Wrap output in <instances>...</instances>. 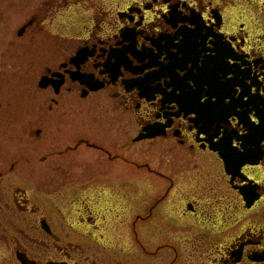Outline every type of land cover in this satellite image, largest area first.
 <instances>
[{"label":"flooded vegetation","instance_id":"1","mask_svg":"<svg viewBox=\"0 0 264 264\" xmlns=\"http://www.w3.org/2000/svg\"><path fill=\"white\" fill-rule=\"evenodd\" d=\"M22 78L35 191L81 208L14 200L16 264H264V0H0V110Z\"/></svg>","mask_w":264,"mask_h":264},{"label":"rangeland","instance_id":"2","mask_svg":"<svg viewBox=\"0 0 264 264\" xmlns=\"http://www.w3.org/2000/svg\"><path fill=\"white\" fill-rule=\"evenodd\" d=\"M18 24V20L15 22L13 21L14 26H18ZM26 58L27 57L23 55V64H26ZM10 83L11 84H9V87L7 88V102L3 103V108L0 110V170H2L5 166L4 170L7 172V166L9 167L10 165L14 166V168L10 169L9 173L6 176H2V179L0 180V193H2L0 194V264H16L14 259L15 254L13 255L12 249L14 244L17 248L21 247V245L19 246L17 244L16 238L12 241L11 233L17 232L11 231V227L8 226L9 223L13 222L23 228V226L20 225V219L26 217L22 212H18V209L14 204V200H17L20 204L22 200H29V207L35 206L40 208L41 213L38 217L44 216L46 218H50L51 215L49 208H60L62 210L61 213L66 218L68 217L67 213H69V210L67 209L77 210V207L81 208V200L77 201L78 198L75 196H71L70 198H67L64 195H61L59 198L47 196L52 193V190H56H51L50 187L43 190L44 194H38L35 191L36 183L34 180L30 179L31 176L35 175V172L31 168L33 155L30 149L28 150L25 146H23L24 142L28 140L25 134L31 127L32 121L29 119L32 109L29 90L30 87L28 82H25V78H22L20 84H16L13 81ZM135 157L136 160H141L139 159V154H136ZM152 165L155 167L154 164ZM34 170L38 171L36 168H34ZM14 172L19 173L22 178L15 177ZM53 186L54 188H57V185ZM15 189H21L20 192L22 191L24 194L18 193L14 196ZM148 191H150L149 186L138 190L139 194H142L144 197L149 194ZM118 200L120 201V199ZM7 203L13 205L11 207H13L15 211L10 207L6 209L5 205H7ZM52 215L54 219L55 215L58 214L52 213ZM58 216L60 217V215ZM58 223H61V221ZM55 228H57V226ZM108 232L109 231H105V235ZM7 234L10 236L9 241L7 240L9 238H6ZM125 234V232H118L115 234V237ZM7 245L10 247L8 248ZM30 254L32 255L31 251Z\"/></svg>","mask_w":264,"mask_h":264},{"label":"water","instance_id":"3","mask_svg":"<svg viewBox=\"0 0 264 264\" xmlns=\"http://www.w3.org/2000/svg\"><path fill=\"white\" fill-rule=\"evenodd\" d=\"M264 257V256H263Z\"/></svg>","mask_w":264,"mask_h":264}]
</instances>
